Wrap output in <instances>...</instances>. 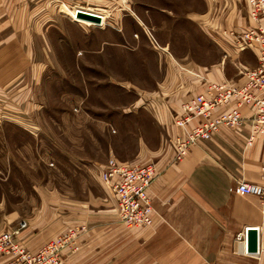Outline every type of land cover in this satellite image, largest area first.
Returning a JSON list of instances; mask_svg holds the SVG:
<instances>
[{"label": "rangeland", "instance_id": "1", "mask_svg": "<svg viewBox=\"0 0 264 264\" xmlns=\"http://www.w3.org/2000/svg\"><path fill=\"white\" fill-rule=\"evenodd\" d=\"M134 1L131 5L140 8L148 3L175 9L188 8L191 2L194 10L204 11L202 0ZM111 2L105 9L59 3V12L51 14L42 29L43 37L34 38L36 62L16 63L18 69L26 64V72L10 83L3 70L9 64L1 65L0 226L9 225L4 230L44 210L52 233L58 209L67 214L74 206L81 214L88 208L106 209L116 215L121 229L144 227L120 219L101 170L111 159L155 162L151 155L160 145V129L152 113L157 101L145 91L153 89L160 74L155 61L161 50L158 41L191 45L193 57L204 62L217 54L206 47V35L194 20L158 14L152 6L143 14L146 25L138 26L129 16L124 19L123 39L120 26L122 15L130 12L129 0ZM250 20L255 25L251 15ZM220 31L224 36L238 32L230 26Z\"/></svg>", "mask_w": 264, "mask_h": 264}, {"label": "crops", "instance_id": "2", "mask_svg": "<svg viewBox=\"0 0 264 264\" xmlns=\"http://www.w3.org/2000/svg\"><path fill=\"white\" fill-rule=\"evenodd\" d=\"M61 2L104 9L112 4L111 0H0V78L4 63L9 64L3 70L7 78H12L10 83L26 72V64L18 69L16 63L36 62L38 42L34 38L37 40L38 34L43 37L42 29L50 21L49 16L59 12L55 8ZM202 2L204 11L200 12L192 8L191 2L184 9L148 3L140 8L129 0L130 12L122 15L123 39L124 19L129 16L138 26L146 25L143 14L150 6L169 17L184 15L191 20L188 23L196 22L206 35V47L217 54L215 60L204 62L202 57H193L191 45L178 47L170 40L158 41L161 50L155 61L160 74L153 89L145 91L157 101L152 115L160 129V145L151 155L157 174L148 189L156 213L153 226L121 229L116 215L106 209L96 212L88 208V213L81 214L74 206L67 214L58 209L54 221L57 229L48 233L49 219L43 217V210L39 217L24 219L26 226L17 237L21 244L36 249L66 228L84 225L77 251L65 252L68 264H264V198L237 188L241 179L259 180V164L264 156V137L252 131L251 108H241L244 121L240 126H223L192 146L181 159H172L171 139L178 131L173 117L180 103L203 93L211 81L241 83L240 71L258 62L255 46L238 49L233 37L220 31L227 26L241 31L253 25L249 4L244 0ZM200 47L204 48L203 41ZM230 106L232 103L224 108ZM104 185L114 195L111 186ZM6 226H0V231ZM249 226H259L258 255L245 253L237 239V234ZM7 258L0 253V264H6Z\"/></svg>", "mask_w": 264, "mask_h": 264}, {"label": "built area", "instance_id": "3", "mask_svg": "<svg viewBox=\"0 0 264 264\" xmlns=\"http://www.w3.org/2000/svg\"><path fill=\"white\" fill-rule=\"evenodd\" d=\"M121 4L127 0H118ZM250 15L255 25L243 28L232 35L240 48L255 46L258 62L255 67L243 68L241 83L231 81H211L203 93L195 94L182 101L179 111L173 117L178 128L171 139L172 159L184 157L190 148L209 138L221 127L235 128L244 121L241 108H251V127L254 134L264 137V0H247ZM232 103V106L224 108ZM194 122L191 124V122ZM260 177L257 181L239 180L237 188L245 194L264 198V156L259 164ZM106 182L111 186L116 198L120 219L128 226L150 227L154 224V213L149 186L157 174L154 162H122L111 159L101 170ZM26 225L24 220L15 227L0 233V253L6 255V264H67L66 251L78 249L79 233L84 225L70 226L36 249H28L17 240L20 230ZM257 234L259 226H255ZM254 227V228H255ZM240 231L237 239L245 253L258 255L259 249L248 251L247 230Z\"/></svg>", "mask_w": 264, "mask_h": 264}, {"label": "water", "instance_id": "4", "mask_svg": "<svg viewBox=\"0 0 264 264\" xmlns=\"http://www.w3.org/2000/svg\"><path fill=\"white\" fill-rule=\"evenodd\" d=\"M78 15L83 17H88L96 20L98 16L92 15L89 13H84L82 11H78ZM247 248L249 251H255L257 249V232L254 227H249L247 231Z\"/></svg>", "mask_w": 264, "mask_h": 264}, {"label": "bare ground", "instance_id": "5", "mask_svg": "<svg viewBox=\"0 0 264 264\" xmlns=\"http://www.w3.org/2000/svg\"><path fill=\"white\" fill-rule=\"evenodd\" d=\"M249 227H255V226H249ZM259 228V227H258ZM255 229H256V227H255ZM248 231V230H247ZM257 232V231H256ZM258 232H259V230H258ZM248 233V232H247ZM258 239H259V233L257 234V249H258ZM243 248V250H244V247H242ZM249 251V250H248ZM250 252V251H249ZM252 253V252H251Z\"/></svg>", "mask_w": 264, "mask_h": 264}]
</instances>
